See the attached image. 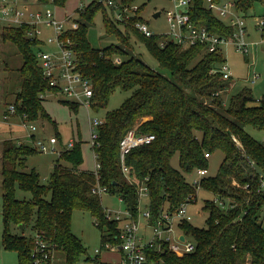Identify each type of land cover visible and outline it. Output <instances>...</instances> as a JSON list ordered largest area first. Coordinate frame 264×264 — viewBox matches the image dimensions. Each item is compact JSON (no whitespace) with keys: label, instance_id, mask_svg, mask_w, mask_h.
Here are the masks:
<instances>
[{"label":"trees","instance_id":"trees-1","mask_svg":"<svg viewBox=\"0 0 264 264\" xmlns=\"http://www.w3.org/2000/svg\"><path fill=\"white\" fill-rule=\"evenodd\" d=\"M211 1L220 4L225 0ZM230 1L240 15L255 5L264 9V0ZM55 2L63 6L66 0ZM134 2L118 1L129 10ZM106 8L111 18L104 17L105 33L114 36L118 44L94 49L87 32L97 11ZM77 11L79 29L68 32L64 38L77 44L79 67L93 85L91 108L97 111L106 107L117 89L131 94L118 109L109 111L97 128L92 150L100 165L98 171L82 169V143L74 140L72 148L60 151L48 182L42 183L35 169L27 171V158L39 153L38 149L14 139L0 140L3 247L17 254L19 264H31L37 235L51 244L54 251L63 253L64 264H77L86 250L72 231L75 211L89 213L98 228L106 230L102 246L118 242L119 223L107 220L101 197L93 193L98 185L105 187L107 193L119 195L133 220L140 215V197L133 180L147 186V207L153 224L165 206L174 212L189 197L196 198V190L185 176L200 168L208 169L205 154L221 151L225 158L218 174L204 178L201 189L234 207L225 211L212 200L205 201V227L191 222L179 225L194 250L179 257L165 245L161 251L150 249L149 258L163 264H264V221L260 220L264 194L256 192L255 175L256 171L264 175V143L246 130L249 126L264 133V97L257 100L249 88H244L226 99L231 81H224L220 74H210L226 62L222 51L210 53L205 45L186 48L173 42L162 48L159 42L163 35L146 38L135 29V22L143 21L141 13L136 12L129 24H122L116 20L114 9L100 0L92 1L82 12ZM189 14L196 27H206L226 38L233 34V28L208 8L207 0H191ZM261 36L264 38V29ZM133 37L145 45L168 75L152 69L134 54ZM5 43L14 45L22 59L21 66L12 69L18 75L16 89L11 91L16 93V116H26L29 123L47 121L56 126L43 107L45 99L40 98L52 89L43 80L35 45L26 39L23 28H0V52ZM117 58L122 60L121 64L114 63ZM0 90L10 93L6 84ZM65 103L74 113L80 107ZM55 130L54 137L59 141L56 127ZM131 130L152 134L155 139L125 157L129 174H124L120 143ZM176 156L179 169L172 166ZM246 157L254 161L256 170L248 165ZM17 191L29 194L30 198L18 199ZM12 227L19 233L12 232ZM26 230L30 231L27 235ZM86 261H90L88 255Z\"/></svg>","mask_w":264,"mask_h":264},{"label":"built area","instance_id":"built-area-1","mask_svg":"<svg viewBox=\"0 0 264 264\" xmlns=\"http://www.w3.org/2000/svg\"><path fill=\"white\" fill-rule=\"evenodd\" d=\"M172 8L167 10L166 17L171 28L169 34L163 35L159 46L164 48L167 42L176 43L182 47H191L197 45H205L206 51L210 53L219 52L225 45H233L237 51H241L249 55V48L257 43L249 44L246 42V24L244 17L235 11V5L230 0H225L220 4H215L211 0H207L209 9L215 11L221 19H227V24L233 28L231 37L220 36L209 31L206 27H196L190 19V3L191 0H170ZM104 5L114 9V16L117 21L122 24H128L131 18L134 17L138 7L132 6L129 10L126 6H122L117 0L101 1ZM39 5L41 8H35ZM49 5L57 6L55 0H0V28H23L26 39L34 44V52L37 61L42 70L43 80L52 89L51 94L55 97H61L62 100L78 104L86 108L92 107L94 90L90 80L84 77L79 67L77 44L72 42L70 38H64L65 34L70 31L79 29V23L73 15L58 18L55 12L47 9ZM83 5L78 9L83 11ZM129 20V21H128ZM260 33L264 29V18L257 24ZM44 27L51 28L55 33V37H50L48 41L43 39ZM135 29L146 38L154 37L156 34L151 32L145 21H137L134 24ZM55 44L56 51L44 52L43 48L47 45ZM261 44H264L262 38ZM211 75L220 74L224 81H231L227 93L229 94L234 87L233 75L230 66L224 62L220 66L213 68L210 71ZM259 74L255 71L249 74L248 81L254 85L259 79ZM46 94H41L40 98L45 99ZM17 119L21 121V126H28L31 133L28 134L30 143L38 149L39 152L46 153L54 151L55 144L58 140L56 137L49 139V144L44 140L36 137L33 133L35 127L33 123L26 121V116L19 118L16 116V108L13 103L7 105L5 112L0 120L2 124L10 123V120ZM104 123V120L90 119L92 146L97 140V128ZM155 139L152 134H138L136 130H131L123 138L120 143V157L122 162V171L124 174H129V169L124 165L125 157L135 148L148 145ZM264 143V135L261 140ZM22 143L21 141H18ZM72 141L68 148L73 147ZM50 147H49V146ZM211 155L205 154V158L209 160ZM96 158V156H95ZM246 162L250 167L256 170L254 161L246 157ZM100 165L96 162V171ZM193 174L197 176L192 182H189L196 190V198L198 192L201 191V181L208 177V169H197ZM257 177V194H264V175L256 171ZM139 192L140 203L143 197L148 198V188L141 185L136 179L133 180ZM250 190L249 186L244 187ZM94 194L101 197L103 193H107V189L98 185L94 190ZM195 197H189L186 202L181 204L177 210L170 212L165 206L161 215L153 224L150 223L151 214L148 207L145 209L142 216L147 221L146 225L150 229V237L145 238L139 233V220L133 221L131 214L126 211V217H121L120 214L112 216L107 212L106 218L109 221L119 223V234L117 243H105L101 250L95 251L94 257H89L92 264H103L100 260L102 249L105 250H120L122 252V260L120 264H163L162 261H156L149 258L148 251L156 249L161 251L163 246L174 252L177 256L182 257L185 254L191 253L194 250V245L191 240L184 235L179 229V225L183 222H191L192 215L189 208L196 202ZM215 205L222 210L227 211L233 208L231 203L223 202L216 196L211 199ZM201 215V212H197ZM264 221V203L262 206L261 219ZM178 229L180 234L174 237L175 229ZM184 236V241L180 237ZM55 251L51 244L43 241L40 236H35V248L31 253V264H54Z\"/></svg>","mask_w":264,"mask_h":264},{"label":"rangeland","instance_id":"rangeland-1","mask_svg":"<svg viewBox=\"0 0 264 264\" xmlns=\"http://www.w3.org/2000/svg\"><path fill=\"white\" fill-rule=\"evenodd\" d=\"M94 0H66L63 6L60 5H49L46 8L55 12L58 18H64L65 16H71L79 21L78 9L81 5L84 7L88 6ZM103 1L104 0H100ZM120 1L121 0H117ZM106 6V5H105ZM133 6L138 7L137 14L141 13V18L146 22L148 28L151 32L156 35H166L169 34L171 28L167 21L166 11L172 8V2L170 0H135ZM35 8H41V6L36 5ZM143 8V9H141ZM142 10V12H141ZM82 12V11H81ZM159 13L158 16H156ZM108 16L111 18V13L108 8L105 10H99L95 14L93 24L87 32V38L91 46L94 49H103L110 45L118 44V40L114 36H106L104 29V17ZM246 24V42L249 44L257 43L249 48V55L244 54L241 51H237L236 47L233 45H225L221 48L223 57L226 63L230 66L234 87L231 89L230 93L226 95V99L230 98L232 95L237 94L240 90L244 88H249L253 96L259 100L264 97V44H261L262 36L260 30L257 26L259 21L264 16V9L261 5H255L252 10L248 13L242 15ZM129 21V20H128ZM227 19H224L226 22ZM129 24V23H128ZM118 29L124 32L123 27L117 25ZM43 39L48 41L50 37H55V33L51 28L44 27L43 29ZM132 48L134 54L140 57L147 65L156 71H160L165 75L169 73L166 70L160 68L157 60L150 54L145 45L133 37ZM44 52H54L56 51L55 44L47 45L43 48ZM122 60L117 58L114 63L121 64ZM8 64V65H7ZM22 64L21 56L18 53L17 48L11 43H5L1 45L0 52V86L2 89L3 85L6 84L8 91L10 93H2L0 90V119L3 116V112L6 109V104L13 103L15 100V92H11L18 84L17 73L12 69H18ZM256 72L259 74V79L256 84L252 85L248 81L249 74ZM16 89V88H15ZM130 92H124L117 89L110 97L106 107L100 108L99 110H94L93 108H86L80 106L77 112H71L61 97H55L54 94L46 93V98L43 101V107L55 122L56 126H53L47 121L34 122L33 126L35 131L33 132L37 138L44 140L49 144V139L57 135H60V140L57 145L54 146V151H49L46 153L39 152L37 154L31 155L27 158V171L35 169L40 175L42 183H47L51 172L53 171V164L58 158V152L62 149L68 148V143L75 140L76 142L82 143V155H83V165L85 170L96 171V160L92 150V133L91 127L89 125L90 119L105 120L106 114L109 111L118 109L127 97L130 96ZM64 101V102H63ZM78 105V104H77ZM45 125V127H43ZM0 140L9 137L10 132L14 129L16 132H21L23 134H30L31 131L28 126H12L0 123ZM246 130L257 140H262L264 135L263 132H257L252 127H246ZM16 132H13L14 134ZM49 146V145H48ZM50 147V146H49ZM225 158V155L221 151H216L209 158V168L207 176H216L219 172V168ZM172 166L179 169L178 156L174 157L172 160ZM186 180L192 182L197 178L195 174L186 175ZM0 176V184H1ZM18 199H28L30 195L22 191H17ZM214 196L205 191L201 190L198 192L196 202L192 204L189 208L190 214L192 215L191 223L199 228L205 227V220L207 214L202 209L205 201L213 199ZM148 198L143 197L140 203V215L136 220H139V233L143 235L146 239L150 237V229L147 227V221L142 216L145 209L147 208ZM101 204L104 208L106 214L107 212L112 216L118 214L121 217H126V207L125 204L120 199L117 194L103 193L101 195ZM198 211L201 215H198ZM2 197L0 189V264H19L18 256L14 251L6 250L2 244L3 238V221H2ZM12 232L19 233L16 228H11ZM72 231L80 238L83 246L86 250V254L81 256L80 261L77 264H92L90 261H86L87 255L89 257L95 256L96 250H101L102 248V234H105L106 230L102 232L96 225V220L87 212L75 211L72 217ZM30 231L26 230V235ZM180 234L179 230L175 229L174 237ZM176 235V236H175ZM122 252L120 250H105L102 249L100 254V260L103 264H120L122 260ZM54 264H64V255L60 251H55Z\"/></svg>","mask_w":264,"mask_h":264},{"label":"crops","instance_id":"crops-1","mask_svg":"<svg viewBox=\"0 0 264 264\" xmlns=\"http://www.w3.org/2000/svg\"><path fill=\"white\" fill-rule=\"evenodd\" d=\"M7 107V104L5 105ZM6 110V109H5ZM4 110V112H5ZM3 112V113H4ZM1 120V119H0ZM12 125V126H21V121L17 120V119H12L10 120V123L8 124H5V125ZM89 125H90V121H89ZM22 127V126H21ZM43 127H45V125H43ZM0 131H1V127H0ZM13 132H16L14 129H12V132H10V135L9 137H6V139H14L16 141H21L22 143H26V144H31L30 143V140L28 139V134H23L21 132H16L15 134ZM37 137V136H36ZM4 140V139H3ZM74 141V140H73ZM59 142V141H58ZM57 142V144H58ZM72 142V141H71ZM69 142L68 145L71 143ZM55 144V145H57ZM60 151L58 152V155H59ZM95 156V155H94ZM96 160V158H95ZM54 165V164H53ZM83 170H85L83 167H82ZM90 171V170H89Z\"/></svg>","mask_w":264,"mask_h":264},{"label":"water","instance_id":"water-1","mask_svg":"<svg viewBox=\"0 0 264 264\" xmlns=\"http://www.w3.org/2000/svg\"><path fill=\"white\" fill-rule=\"evenodd\" d=\"M158 15H159V13H158L156 16H158ZM20 229H21V231L23 230L22 225L20 226ZM180 240H181V241H184V236H181V237H180Z\"/></svg>","mask_w":264,"mask_h":264}]
</instances>
